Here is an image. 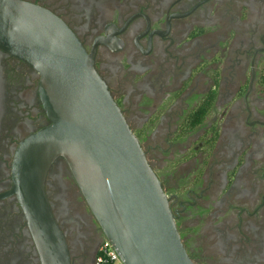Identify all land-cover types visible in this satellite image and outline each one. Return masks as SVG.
Here are the masks:
<instances>
[{"label":"flooded vegetation","instance_id":"1","mask_svg":"<svg viewBox=\"0 0 264 264\" xmlns=\"http://www.w3.org/2000/svg\"><path fill=\"white\" fill-rule=\"evenodd\" d=\"M75 32L169 196L196 264H264V0H23ZM50 124L40 76L0 49V264H43L13 187L23 140ZM71 264L105 235L68 163L46 178Z\"/></svg>","mask_w":264,"mask_h":264},{"label":"water","instance_id":"2","mask_svg":"<svg viewBox=\"0 0 264 264\" xmlns=\"http://www.w3.org/2000/svg\"><path fill=\"white\" fill-rule=\"evenodd\" d=\"M0 49L40 76L50 124L19 145L14 194L43 264H71L46 194L63 158L105 238L125 264H196L179 233L169 196L105 80L75 32L51 10L0 0Z\"/></svg>","mask_w":264,"mask_h":264},{"label":"built area","instance_id":"3","mask_svg":"<svg viewBox=\"0 0 264 264\" xmlns=\"http://www.w3.org/2000/svg\"><path fill=\"white\" fill-rule=\"evenodd\" d=\"M95 264H125L110 240L104 238L99 246Z\"/></svg>","mask_w":264,"mask_h":264}]
</instances>
